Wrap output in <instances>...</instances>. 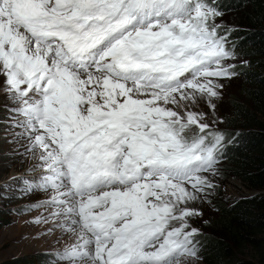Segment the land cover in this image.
<instances>
[{
  "label": "snow or ice",
  "instance_id": "6c2138e0",
  "mask_svg": "<svg viewBox=\"0 0 264 264\" xmlns=\"http://www.w3.org/2000/svg\"><path fill=\"white\" fill-rule=\"evenodd\" d=\"M222 15L215 0H0V94L71 240L50 264L198 256L191 205L223 137L194 109L235 75Z\"/></svg>",
  "mask_w": 264,
  "mask_h": 264
},
{
  "label": "trees",
  "instance_id": "16d2710c",
  "mask_svg": "<svg viewBox=\"0 0 264 264\" xmlns=\"http://www.w3.org/2000/svg\"><path fill=\"white\" fill-rule=\"evenodd\" d=\"M220 1L222 13L235 11L232 28L224 27L220 34L245 63L235 71L237 91L220 115L218 133L223 140L216 170L218 178L236 180L259 193L229 202L217 196L211 204L215 217L210 229L195 237L197 258L202 264H264V0ZM49 260L37 253L0 264H50Z\"/></svg>",
  "mask_w": 264,
  "mask_h": 264
},
{
  "label": "rangeland",
  "instance_id": "374dc122",
  "mask_svg": "<svg viewBox=\"0 0 264 264\" xmlns=\"http://www.w3.org/2000/svg\"><path fill=\"white\" fill-rule=\"evenodd\" d=\"M222 2L219 0L216 5L219 6ZM233 10H226L222 16L216 18L215 23L220 25L219 32L224 27L232 28L230 22L234 18ZM227 43L226 40V48ZM224 63L232 65L230 70L235 73L237 67L245 61L235 56ZM220 83L223 88L215 100V109L203 102L194 109L205 114L204 121L211 125L214 132L221 131L220 115L227 109L239 84L236 75L231 79L221 80ZM7 104L8 101L0 94V263L37 253L45 254L50 258V263L51 257L62 251L71 240L51 219V213L55 209L40 206L51 194L36 187L40 183V162L31 152L25 153L27 141L18 135L23 129L13 126L14 121L5 110ZM216 164L212 172L203 174L211 181L213 187L207 189L202 199L191 205L200 213L190 218L191 227L198 230L197 237L210 229V220L215 217L211 204L216 201L218 195L229 202L233 198H242L253 193L236 180L218 178ZM45 218H48L47 222ZM181 260L183 264H202L197 257H181Z\"/></svg>",
  "mask_w": 264,
  "mask_h": 264
},
{
  "label": "water",
  "instance_id": "95a60500",
  "mask_svg": "<svg viewBox=\"0 0 264 264\" xmlns=\"http://www.w3.org/2000/svg\"><path fill=\"white\" fill-rule=\"evenodd\" d=\"M256 194H258L257 192H253V193H251V194H248V195H246V196H243L242 198H251V197H253L254 195H256Z\"/></svg>",
  "mask_w": 264,
  "mask_h": 264
}]
</instances>
